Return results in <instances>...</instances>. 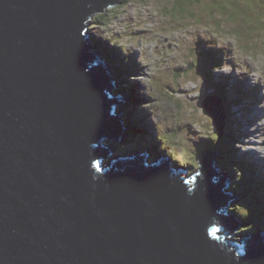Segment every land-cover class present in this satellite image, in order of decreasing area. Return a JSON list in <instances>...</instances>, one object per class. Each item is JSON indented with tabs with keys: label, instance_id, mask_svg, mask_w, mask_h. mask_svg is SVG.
<instances>
[{
	"label": "water",
	"instance_id": "95a60500",
	"mask_svg": "<svg viewBox=\"0 0 264 264\" xmlns=\"http://www.w3.org/2000/svg\"><path fill=\"white\" fill-rule=\"evenodd\" d=\"M121 2L0 0V264H264L214 151L179 167L102 143L128 127L86 27ZM201 106L221 135L219 100Z\"/></svg>",
	"mask_w": 264,
	"mask_h": 264
},
{
	"label": "rangeland",
	"instance_id": "374dc122",
	"mask_svg": "<svg viewBox=\"0 0 264 264\" xmlns=\"http://www.w3.org/2000/svg\"><path fill=\"white\" fill-rule=\"evenodd\" d=\"M148 8L151 10L148 11ZM145 9L147 13L144 12ZM105 13L107 14V20H103L105 26L94 24L97 20L95 16L90 18L92 22L88 26L95 42L100 45L99 49H110L115 46L120 48L119 44L123 43V46L128 45L123 50L127 62L137 63L134 72L125 73L130 75L127 79L132 84L129 83L131 89L132 87L137 89V92L132 93L135 98L125 102L127 92L121 90V81L114 82V90L126 93L120 107L132 110L136 102H139L138 106L141 107L138 111L143 109L141 119L146 122V126L152 127L156 133L163 132L171 138L174 137L173 142L178 153H181L180 156L184 159L190 158L191 163H194L196 153L209 147L196 143L204 141L203 138L200 140V135L205 140L212 138L218 143L222 141L217 133L211 134L205 129L209 126L208 128L213 131V126L199 103L203 95H215L208 91L213 84L209 74L206 76L208 67H222L226 64L222 57L230 53L233 66L222 67L213 72L223 78L221 89L225 87V76L233 75L238 78L234 86L237 92L248 94L251 98L244 97L241 104L232 106L239 111L235 115L239 120L237 125L241 127L237 137H241L244 132H250L240 138L236 147L244 157V153L257 151L253 158L257 157L259 165L263 167L260 164L262 161L260 157L264 156V150L260 146H264V98H262L264 88H261L259 81L264 85V2L124 0L119 7L106 10ZM145 14L150 15L149 20ZM97 21L101 23L100 20ZM211 47H216L213 53L218 52L219 55L207 54V49ZM198 48L204 51H199ZM96 50L100 51L97 48ZM241 56L251 62L243 63ZM201 59L205 60V65ZM231 61L227 64H231ZM112 64L116 65L114 62ZM246 69L251 71L247 75L249 79L246 74L240 73ZM246 79L250 84L248 88L255 90V101L252 99L253 91L246 92L243 89ZM227 90L229 91V88ZM227 97L232 101L233 98H229V94ZM252 108H255L260 116L256 111H252ZM203 129L205 130L202 131ZM250 135L255 136L253 138L255 141L248 138ZM103 142L108 144L106 140ZM109 142L116 143V140L111 139ZM250 156L248 159L253 160ZM196 163L197 161L194 166ZM248 170L251 172V169ZM234 206L236 207L237 203Z\"/></svg>",
	"mask_w": 264,
	"mask_h": 264
},
{
	"label": "clouds",
	"instance_id": "9594fccd",
	"mask_svg": "<svg viewBox=\"0 0 264 264\" xmlns=\"http://www.w3.org/2000/svg\"><path fill=\"white\" fill-rule=\"evenodd\" d=\"M260 1L261 2H264V0H260ZM122 2H124V0H122ZM146 9L144 10V12L147 13ZM150 10H151V8H148V11H150ZM105 11H99L95 15H93V16H95V19L101 21V23H100L99 21L95 20L96 22H94V24L100 25V26L101 25L104 26L103 25V23H104L103 20L106 19V15H107L105 13ZM103 14H105V16H103ZM145 15H147V18L146 19L149 20V16L150 15H148V14H145ZM99 16L100 17H103V19H101ZM92 17H91V19H92ZM96 17H99V18H96ZM133 21H134V19H133ZM91 22H92V20L88 21V23H87L86 33L88 32V34H89V36H88L89 37V41L93 45V47L96 49V44L98 46H99V44L97 42H95L94 36L91 33L90 28L88 27ZM144 24H146V23H144ZM212 34H213V32H212ZM131 35H134V34H131ZM227 41H230V40H227ZM234 42L235 43H238L236 41H234ZM127 46H123V43H122L121 45L119 44V47L120 48H117L116 46L115 47H112L111 50H114L116 53H118L120 55V60H116V61L115 60H112L111 57H109V55H108V54L111 55V50L109 51V50H107L105 48V49H102V50L99 49L100 51H97V52L100 55H102L108 61V63L110 64V67H109L110 71H111V69H114V66L112 64V62H114L121 70L122 69H125L127 72L130 73V72H134V70L137 68V63H135V61H129V62H127L126 56L123 54L124 47H127ZM103 48H104V46H103ZM223 50H225V49H223ZM212 55H219V53L218 52L217 53L210 52V56H212ZM226 57L228 58V60H226ZM226 57L224 55L223 60H225L224 63H226V64H224L222 67H227V66H230L231 67V66H233L234 63L230 60V57H231L230 53H228ZM201 60L204 63L203 65H205V60L204 59H201ZM241 60H242L243 63L245 62V64L248 63V62H251L249 59H245L243 56H241ZM228 61H231V64H227ZM207 65H209V64H207ZM222 67H220V68H215L214 67V68H215L216 71H218ZM214 68H212L211 66H209L208 67V71L206 72V76H207V74H209V77H211L213 79L212 80V83L213 84H212V86H210L208 88V91H209V93H210V91H212L213 94H215V95H206V96L203 95L200 98L201 100H200L199 105H201V103L205 99H208L209 97H214L217 100H219L221 106L223 107L224 126H223V129H222L221 135L217 131V129L215 127V124L212 122V120H211V122H212V126H213V131H211V129L208 128L209 126L206 127L205 129H208L211 134L217 133L219 137H222V135L224 134V132L226 130L227 131H231V134H230L228 140L231 141V142H235L234 143V146L236 148L235 149V152L237 153L238 159L239 160L240 159L246 160L245 164L251 166L254 169V172L253 173H254L255 180L257 181V183L255 185H252L250 188H246V187L240 188V187H238V182L240 181L241 176L243 174H246L247 173V176L250 175V172H248L249 171L248 170L249 168L247 169V166L246 165H241V167L239 168V171H236V169H235V171L233 173H231L227 169L225 170V168H224L225 172H227V173H225V175L228 177V180H227L226 184L224 185L223 190L228 192V187L231 186L233 188L232 190H234V188L236 186L237 189H238L237 190L238 193H236V195L239 196V199H236V201H237L236 203L240 206V208H239V206L235 207L234 204H232L233 201H230V202L227 203V209L230 212V214L234 217V219L237 222H240L241 223L239 226H237L233 230V234L240 235V236H244V235H247V234H251V233L258 232V230L264 232V227L262 226V223H261L262 221H261V219L257 215L256 216H253L250 221H245V220H243L244 218L241 217L242 215L240 214L241 211L243 213L245 212V206L248 205V204H250V206L253 205L255 207L264 204V156H261L260 157L262 159V161H261L260 164H262L263 167L261 165L260 166H257V165H259V162L257 160L258 158L257 157L256 158H253V156L256 153H258L257 151H249L248 154L244 153V155H245V157H244L240 153L239 148L236 147V144H238L240 142V138L242 136H244V135L247 136L248 135L247 133H250V132L249 131L244 132V133H242V136L241 137H237V135L240 132L241 127H239L237 125L239 123V120H237L235 118V115L239 111H236L234 108H232V106L233 107H236L237 105L241 104V102H243L242 100H243L244 97L245 98H249V99H251V98L249 97L248 94L238 93L237 92V89L234 88V86L236 85L238 78L235 77V76H233V75L225 76L226 77V83L225 84H227L226 91L225 92H226V94H229V98H233L232 99V100H234L233 101V104H236L237 103V105H232L231 102L228 100V97H227V99H225L224 97H222L221 94H218V92L216 93L215 92L217 90L216 87H218L219 85L222 84L223 78L221 76H219L218 73H216V72L214 73L213 72L214 71ZM231 69H233V67ZM129 76L130 75H127V77H129ZM231 76H232V78H231ZM121 78H122L121 79V83H122V80L124 79V77L121 76ZM113 80H114V78H113ZM127 80H128V84L129 83L131 84L130 80L129 79H127ZM114 82H116V81L114 80ZM248 82H249V80H247V79H246V81H244V87H243V89L246 92L253 91V98L252 99L255 101V90L254 89H251L250 90L248 88L250 86V84ZM259 82L261 83L262 81H259ZM213 87H215V88H213ZM228 88H229V91L227 90ZM261 88H263V87H261ZM133 92H137V89L135 87H132L131 92H129V93L127 92L128 93V96L131 97L132 99L135 98V96L134 97L132 96V93ZM200 92H202V90ZM230 93H232V95H230ZM262 98H264V94H262ZM138 105H139V102H136V104L134 105V108L132 110H126V109L117 108V111L121 112V119L122 120L124 119L123 121L127 123V127H128V129H127L124 137L122 139H120V140H116V143H121V146L120 145L119 146H116V143H110L109 141L112 138H108L107 137V138H103L102 139V143L104 144V146L107 149L110 148V150L112 151V154L115 155V156L116 155H128V154H131V153H134V152H137V151H141V150H149V151H152V152H155V153L158 150H162L161 149V146H160L162 143L160 142L159 145L157 144V146H156L157 149H155L154 140L152 141V139L150 137V131H153L154 137H156L158 134H161V132L160 133H156L154 130H152V127H149V125L146 126V122L144 123L143 120L141 119L142 116H143V114H142L143 113V109L141 108L140 110H142V112L139 113L140 110L138 111V108H140L141 106H138ZM202 109H203V107H202ZM256 113H257L258 116H260V114H258V112H256ZM191 124H194V122H191ZM205 129H203L202 131H204ZM130 132L132 134H135L134 137H133V139L132 140H129L128 142H125L130 137V136L127 135ZM137 135H140V137L137 136ZM200 136H201L200 140L203 138L204 141L203 142H196V143L204 144L206 146L208 144L209 147H207V150L214 151L216 153L217 160H219L218 152L212 148V145L207 140H205V138L202 135H200ZM254 137H255L254 135H250L248 138L251 141H255L253 139ZM104 140H106V142L108 144H105V142H103ZM181 141H183V139ZM245 141H246V139H245ZM132 145L135 146V147L136 146H139V149L134 150V148L132 147ZM251 145H253V144H251ZM141 147H143V148H141ZM119 148H120V150H119ZM176 149H177V147H176ZM204 150H206V149L204 148L201 151H204ZM167 151H168L169 154L168 155H164V156H165V158L168 157L169 159H167L166 162L172 164L173 166H179V167H185V166H189L190 167V166H194L195 161H197V154L199 153L198 152V153L195 154L194 163H191L189 161L190 158L189 159H184V158H182L180 156L181 153H178V149H177L178 155H176L175 152H173V154H171L169 152V150H167ZM174 153H175V155H174ZM248 156H250L255 162L253 160H251V159H248ZM183 157H185V156H183ZM217 167L219 169L223 167V166H221L220 160L217 161ZM236 180H238V181L236 182ZM230 193H231V191H230ZM254 198L256 200H258V202H254ZM231 205L233 207H231ZM242 205L244 206V208H243ZM236 214H237V216H236ZM247 228L249 229V231H247Z\"/></svg>",
	"mask_w": 264,
	"mask_h": 264
},
{
	"label": "trees",
	"instance_id": "16d2710c",
	"mask_svg": "<svg viewBox=\"0 0 264 264\" xmlns=\"http://www.w3.org/2000/svg\"><path fill=\"white\" fill-rule=\"evenodd\" d=\"M103 16H105V14H103ZM99 17H96V18H99ZM100 18L103 19V17H100ZM103 25L105 26L106 23L104 22ZM110 50H111V48L109 49V51ZM111 59L112 60H120V55L118 53H116L114 50H111ZM115 70H120L121 72H123L122 70L126 71L125 69L121 70L118 66H115ZM126 77L127 76H125L124 79L122 80L123 86H122L121 90L124 92H131V87L129 86L128 80ZM226 86H227V84H225V87L223 88L224 90L222 89L223 92H221V93L219 92L222 95V97H224L225 99H227V94L225 92ZM216 88H217V92H218L219 87H216ZM230 102L232 105H236V104H233V101H230ZM141 112H142V110H140L139 113H141ZM126 125H127V123H126ZM161 134H163V135H161ZM161 134H158L156 137H154L153 131H150V137L154 138L153 140H154L155 149H157V147H156L157 144L159 145V143L161 142L162 144L160 146H161L162 150H160V152L166 149V150H169V152L171 154H173V152H175L176 155H178L177 149H176V144H174V142H173L174 137L171 138L167 133H163V132H161ZM230 134H231V131L226 130L224 132V134L222 135V137H220L222 139V141L220 143H218V141H216L212 138H209L206 140L212 145V148L218 152V155L220 154L218 157H219V160L221 162V166H223L221 169L225 168V170L227 169L228 171L233 173L235 171V169H236V171H239V168L241 167V165H246L245 164L246 160H244V159L239 160L238 159L237 153L235 152V149H236L234 146L235 142H231L228 140ZM127 135L130 137L125 142L132 140L135 134H132L130 132ZM137 136L140 137V135H137ZM119 145H120V143H116V146H119ZM132 147L134 148V150L139 149V146L135 147L132 145ZM141 148H143V147H141ZM119 150H120V148H119ZM175 153H174V155H175ZM246 166H247V169L248 168L251 169V172H250V175H248V176H247V174H243L241 176V179L238 182V184H239L238 187H240V188H244V187L250 188L252 185H255L257 183V181L255 180V177H254V173H253L254 169L249 165H246ZM237 181L238 180H236V182ZM231 189H233V188L231 187ZM237 190L238 189L235 186L233 191L238 193ZM254 202H258V200H256L254 198ZM248 205L245 206V212L244 213L242 211L240 212V214L242 215L241 217L244 218L243 220L250 221L253 216L257 215L261 219L262 222L261 221L260 222L262 223V226L264 227V204L257 206V207H255L253 205L250 206V204H248ZM237 206H239V205L237 204ZM239 208H240V206H239Z\"/></svg>",
	"mask_w": 264,
	"mask_h": 264
},
{
	"label": "bare ground",
	"instance_id": "6f19581e",
	"mask_svg": "<svg viewBox=\"0 0 264 264\" xmlns=\"http://www.w3.org/2000/svg\"><path fill=\"white\" fill-rule=\"evenodd\" d=\"M101 44V43H100ZM103 45V44H102ZM100 46V45H99ZM97 44H96V48L99 50V47ZM198 47H203V46H198ZM204 48V47H203ZM112 49V48H111ZM206 49V48H205ZM214 49H216V47H211V48H208L207 49V54H209L210 55V52H213V50ZM107 50H109V49H107ZM198 50H199V48H198ZM199 51H204V50H199ZM101 57L105 60V62L108 64V66L110 67V64L108 63V61L101 55ZM109 57H111V56H109ZM113 66H114V64H113ZM115 66H117V65H115ZM115 66H114V69H115ZM114 69H111V73H112V75H113V78H114V80L116 81V80H119V81H121V76H123L124 77V74L127 72V71H124V70H122L123 72H121L120 70H117L118 72H116V70H114ZM206 69V68H205ZM248 70H250L249 68H247ZM246 69V71H244V72H240V73H242V74H246V77L249 79V77L247 76L248 74H250L251 73V71L249 72L248 70ZM113 70L115 71V72H113ZM215 70V69H214ZM238 70H239V68H238ZM125 76H127V74H125ZM211 79V78H210ZM246 81V80H245ZM258 83V82H257ZM205 84H209V83H205ZM121 85L123 86V83H121ZM127 86V85H126ZM260 86L261 87H263L264 88V85H263V83H260ZM219 87V90H218V94H220L221 92H222V89H221V86L219 85L218 86ZM130 88V87H129ZM213 88H215V87H213ZM130 90V89H129ZM219 91H220V93H219ZM261 91H262V89H261ZM216 93H217V90L215 91ZM114 93H115V103H117V108H121V109H126V108H123V107H120V105L121 104H123V100H122V98H124V96L126 95V93H123L121 90H118V91H116V90H114ZM129 93V92H128ZM128 93H127V98H126V100H125V102L126 101H128L131 97H129L128 96ZM257 94V93H256ZM232 101H234V100H232ZM236 105H237V103H236ZM134 108V106L131 108V109H133ZM246 109V108H245ZM127 110V109H126ZM252 111H256L255 110V108H252ZM247 112V111H246ZM257 112V111H256ZM259 114V113H258ZM124 117V116H123ZM245 117V116H244ZM250 119V118H249ZM124 120V119H123ZM264 129V128H263ZM151 139H152V141H153V139L154 138H152L151 137ZM120 145H121V143H120ZM260 148H262L263 150H264V146H260ZM216 149V148H215ZM159 151V152H158ZM156 153L163 159V160H167L168 158H165V156L164 155H168L169 153H168V151L167 150H163V151H161L160 152V150H158ZM220 155V154H219ZM218 155V156H219ZM217 161H219V160H217ZM260 166V165H259ZM220 170L225 174V173H227V172H225V170L224 169H221L220 168ZM239 185V184H238ZM231 191V193H233V194H236V192L235 191H233L232 189H231V186L230 187H228V192H230ZM236 200H233V203H234V205L236 204ZM237 207V206H236ZM237 215V214H236ZM236 217V216H235ZM247 231H249V229L247 228ZM258 231H260V230H258Z\"/></svg>",
	"mask_w": 264,
	"mask_h": 264
}]
</instances>
